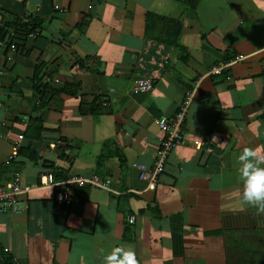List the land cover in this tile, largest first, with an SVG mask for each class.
<instances>
[{
	"label": "crops",
	"instance_id": "obj_1",
	"mask_svg": "<svg viewBox=\"0 0 264 264\" xmlns=\"http://www.w3.org/2000/svg\"><path fill=\"white\" fill-rule=\"evenodd\" d=\"M15 17L36 26L11 27ZM145 76L149 91L129 90ZM189 91L182 142L147 188L133 164L155 160L153 119H172ZM245 146L264 148V0H0V184L15 173L34 185L50 170L118 192L69 186L68 204L51 188L21 194L20 211L0 213V247L16 264H102L120 244L139 264L263 257L264 214L237 198Z\"/></svg>",
	"mask_w": 264,
	"mask_h": 264
},
{
	"label": "built area",
	"instance_id": "obj_2",
	"mask_svg": "<svg viewBox=\"0 0 264 264\" xmlns=\"http://www.w3.org/2000/svg\"><path fill=\"white\" fill-rule=\"evenodd\" d=\"M56 7V6H55ZM242 56L237 54L230 60L222 61L216 65L211 66L207 74H219L224 68L228 67L232 62L241 60ZM152 83L148 76L138 77L133 81L129 90L132 92H147L151 89ZM112 91V89H110ZM192 97V92L189 91L185 94L183 100L179 104L177 111L175 112L172 119H169L166 115H159L153 119L156 127L162 132V137L159 139L158 146L156 149V158L151 164H144L137 162L133 164L137 171V178L146 183L147 188H153L155 185L158 175L161 173L163 163L169 150L176 144L181 143L180 135V123L183 119L187 105ZM104 104V103H102ZM22 135L19 133L16 136L10 146L9 153L7 154L5 161L10 162L14 160L18 154L20 146V139ZM188 144L194 148H198L200 142L197 140H190ZM59 142L49 143L48 148L54 150L59 147ZM63 154L67 153V150L62 148ZM109 180L96 175L80 176V175H67L61 179H55L50 170L40 172L36 177L34 185H29L24 182L21 176L13 174L9 179H6L0 184V213L6 212H18L22 208V202L19 200V196L31 190L33 187H46L53 190V199L56 204L58 203H69V197L67 188L69 186H89L101 188L105 191L117 194L118 192L110 187ZM127 222H133V216H127Z\"/></svg>",
	"mask_w": 264,
	"mask_h": 264
},
{
	"label": "clouds",
	"instance_id": "obj_3",
	"mask_svg": "<svg viewBox=\"0 0 264 264\" xmlns=\"http://www.w3.org/2000/svg\"><path fill=\"white\" fill-rule=\"evenodd\" d=\"M154 99L159 102L164 97L160 94ZM237 160L242 185L237 198L242 205L255 209L258 215L264 214V148L245 146ZM102 264H139V261L132 245L120 244L103 252Z\"/></svg>",
	"mask_w": 264,
	"mask_h": 264
},
{
	"label": "trees",
	"instance_id": "obj_4",
	"mask_svg": "<svg viewBox=\"0 0 264 264\" xmlns=\"http://www.w3.org/2000/svg\"><path fill=\"white\" fill-rule=\"evenodd\" d=\"M11 27L19 28L21 30H24L26 32H30L33 30V28L36 26V21L31 20L30 18H27L26 20H20L17 17L14 18V21L10 24ZM9 26V27H10ZM233 56H230L229 58H233ZM227 58V59H229ZM225 59V60H227ZM0 264H16V262L13 261L10 255L6 254L2 248L0 247ZM244 264H264V256L259 258H250L247 260Z\"/></svg>",
	"mask_w": 264,
	"mask_h": 264
}]
</instances>
